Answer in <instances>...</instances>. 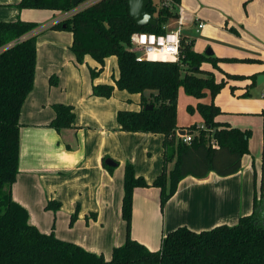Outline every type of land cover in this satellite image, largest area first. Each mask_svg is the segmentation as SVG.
<instances>
[{"label":"trees","instance_id":"16d2710c","mask_svg":"<svg viewBox=\"0 0 264 264\" xmlns=\"http://www.w3.org/2000/svg\"><path fill=\"white\" fill-rule=\"evenodd\" d=\"M73 0H20L18 9L66 11ZM84 0H81L82 2ZM159 6L152 0L147 10L158 22L156 26L137 25L129 14L128 0H99L71 17L45 29L69 31L71 51L76 63L90 56L98 66L90 68L91 77L98 76L105 59L115 56L119 75L114 84H95L94 95L110 97L115 88L140 95L138 110H119V129L129 132L161 134L163 165L161 172L148 183L137 175L133 165H124L121 216L125 221V241L112 249L111 257L86 250L82 246L59 239L51 231L41 232L28 221V211L16 202L11 186L18 173L20 112L33 88L39 24L17 19L0 21V264H264V193L253 201V211L241 216L236 224H220L210 229L194 231L186 226L167 232L157 250H150L131 237L133 191L136 187L159 188L160 207L176 192L179 182L190 175L204 178L209 172L219 176L236 173L243 155L249 153V130L217 121L222 112L213 98L224 85L213 73L201 67L203 62L214 66L218 59L193 49V39L181 35L179 59L176 62L136 59L130 49V37L135 32L161 34L171 19H176V3ZM44 29V30H45ZM43 31V30H42ZM244 78L242 75H229ZM257 75L247 76L254 82ZM49 84L55 85V76ZM182 87L187 95L201 99L207 93L209 103L198 102L195 107L203 125L182 127L194 133L189 143L178 136L177 94ZM148 92V95H146ZM248 90L242 95H248ZM151 109H145L146 105ZM54 117L49 127L60 131L74 127L72 105L55 103ZM181 130V129H180ZM196 132V133H195ZM214 140L216 145L212 146ZM173 163L168 169V164ZM105 166H107L105 164ZM110 167V166H107ZM60 202L49 200L45 209L56 211ZM71 214L70 224L77 217Z\"/></svg>","mask_w":264,"mask_h":264},{"label":"crops","instance_id":"0c3cea01","mask_svg":"<svg viewBox=\"0 0 264 264\" xmlns=\"http://www.w3.org/2000/svg\"><path fill=\"white\" fill-rule=\"evenodd\" d=\"M19 1L0 0V21L21 19L43 26L59 14L45 9H18ZM184 11L195 19L194 23H204L195 29L202 33L206 22ZM71 44L72 34L65 30L45 29L37 36L35 78L20 112L18 173L11 194L28 211L29 223L41 232L52 231L59 239L109 259L112 249L123 244L126 235L121 216L124 165L131 163L135 173L151 183L162 170L163 136L120 130L117 112L138 110L140 95L117 88L110 97L94 95L93 85L114 84L119 75L116 57L106 58L101 73L91 77L90 68L98 64L90 56L76 63ZM110 60L116 72L112 68L106 74L105 65ZM50 76H55V85L49 84ZM250 84H245V91ZM55 103L72 105L74 127L57 131L48 126L55 115ZM196 125H203L202 119ZM106 158L112 159L115 166H105ZM261 192L264 167L261 169L248 154L243 155L241 168L234 174L209 172L204 178L184 177L163 209L159 188L136 187L130 234L150 250H157L161 238L177 227L201 231L236 224L241 216L253 211L254 198L259 199ZM51 199L60 202L58 210L45 209ZM76 209L77 217L70 224Z\"/></svg>","mask_w":264,"mask_h":264},{"label":"rangeland","instance_id":"374dc122","mask_svg":"<svg viewBox=\"0 0 264 264\" xmlns=\"http://www.w3.org/2000/svg\"><path fill=\"white\" fill-rule=\"evenodd\" d=\"M162 1L160 0L161 3ZM152 2L159 3V0ZM181 5L207 24L202 33H196L197 24L185 22L180 26L181 34L194 40L195 51H211V55L218 59L215 66L210 62L201 64L203 69L213 73L216 81H224L223 87L213 98L214 104L222 111L216 119L250 131L248 157L258 161L259 167L263 169L264 0H181ZM172 21L168 29L177 26L176 19ZM112 60L114 61L113 58ZM105 68L106 74H109L112 68L116 72V66L111 60ZM229 75L257 76L252 83L251 78H235ZM260 76L263 79L258 82ZM248 82L251 83L247 87L249 94L242 95L241 91H245V84ZM210 101L209 93L197 99L187 95L180 87L177 94V124L182 127L200 124L201 116L198 111L193 109L190 112L187 107H195L197 102ZM130 105L134 106L132 103ZM170 166L172 167V163L168 164V169Z\"/></svg>","mask_w":264,"mask_h":264},{"label":"built area","instance_id":"2783aa9c","mask_svg":"<svg viewBox=\"0 0 264 264\" xmlns=\"http://www.w3.org/2000/svg\"><path fill=\"white\" fill-rule=\"evenodd\" d=\"M99 0H84L79 2L71 9L59 12V14L54 17L49 23L43 26H39L35 31H42L50 25L56 24L62 20H65L71 17L74 13L84 9L85 7L98 2ZM163 7H171L173 4L172 0H163L162 3H159ZM176 11L178 17L176 18L177 26L174 29H168L165 33L156 34L150 32H135L130 37V49L136 53V59L141 60H151V61H170L176 62L179 59V45L181 37V28L180 26L184 25L185 22H193V18L188 17L185 14L184 8L176 3ZM197 30L204 26L202 21H198ZM180 139L186 143H189L194 133L183 134L177 133ZM212 146H215L216 143L214 140L211 142Z\"/></svg>","mask_w":264,"mask_h":264},{"label":"water","instance_id":"95a60500","mask_svg":"<svg viewBox=\"0 0 264 264\" xmlns=\"http://www.w3.org/2000/svg\"><path fill=\"white\" fill-rule=\"evenodd\" d=\"M81 0H73L72 3L73 5H76L80 2ZM151 0H128V5H129V14L132 17V19L135 21L137 25L143 26V25H150V26H156L157 25V18L151 14L147 10V5ZM206 55H211V51H206ZM263 77H258V82L262 81ZM152 105H146L145 109H151ZM179 132L183 133L184 130H179ZM105 164L107 166H115V162L110 159L106 158L105 159Z\"/></svg>","mask_w":264,"mask_h":264}]
</instances>
